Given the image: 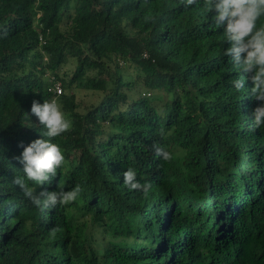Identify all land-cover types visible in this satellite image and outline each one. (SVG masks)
Segmentation results:
<instances>
[{
    "label": "trees",
    "instance_id": "trees-1",
    "mask_svg": "<svg viewBox=\"0 0 264 264\" xmlns=\"http://www.w3.org/2000/svg\"><path fill=\"white\" fill-rule=\"evenodd\" d=\"M213 21L202 0H0V264H264L260 101L250 82L235 90ZM50 74L103 98L85 111L56 98L72 122L52 139L65 162L35 190L83 192L40 209L12 179L23 146L48 139L30 108L52 100ZM128 167L147 196L124 185Z\"/></svg>",
    "mask_w": 264,
    "mask_h": 264
},
{
    "label": "clouds",
    "instance_id": "clouds-1",
    "mask_svg": "<svg viewBox=\"0 0 264 264\" xmlns=\"http://www.w3.org/2000/svg\"><path fill=\"white\" fill-rule=\"evenodd\" d=\"M183 6L197 5L201 0H182ZM205 15L214 16V25L223 31V43L228 45L223 55L231 58V63L239 69V77L232 81L236 91L244 90L246 81L250 97L260 101L251 112L254 129L264 126V25L259 21L264 17V0H202ZM41 125L46 128L48 139L39 138L23 146L16 159L23 166V176H15L12 183L28 198L32 205L40 209H55L58 205H69L80 197V185L71 190L59 188L37 192V185L50 184L64 164L65 156L53 138L71 130L72 122L62 111L56 99L40 103L33 100L30 108ZM163 137V130L160 131ZM155 153L162 161H170L172 154L158 145H153ZM123 183L129 190L142 191L145 196L151 190V182L141 183L137 170L128 167L122 173ZM31 182V183H30Z\"/></svg>",
    "mask_w": 264,
    "mask_h": 264
},
{
    "label": "rangeland",
    "instance_id": "rangeland-1",
    "mask_svg": "<svg viewBox=\"0 0 264 264\" xmlns=\"http://www.w3.org/2000/svg\"><path fill=\"white\" fill-rule=\"evenodd\" d=\"M61 28L64 29L63 27ZM44 59L46 60V58ZM74 67H75V59L70 57L67 63L61 65V67L59 68V72L61 76L63 75L69 76L71 75ZM67 93L73 94L74 103L78 107L79 111H85V109L88 108L90 105L97 103L103 98V94L101 92L93 91L85 87H80V88L76 86H73L71 88L63 87L61 94H67ZM149 95L150 94H147V96ZM134 96H135V93H134Z\"/></svg>",
    "mask_w": 264,
    "mask_h": 264
},
{
    "label": "built area",
    "instance_id": "built-area-1",
    "mask_svg": "<svg viewBox=\"0 0 264 264\" xmlns=\"http://www.w3.org/2000/svg\"><path fill=\"white\" fill-rule=\"evenodd\" d=\"M38 40L40 43H45V39L42 37V35L38 36ZM48 81H49L48 91L52 93V99H56L59 96V94L62 93V89H63L62 82L59 78H57L53 74L48 75Z\"/></svg>",
    "mask_w": 264,
    "mask_h": 264
}]
</instances>
